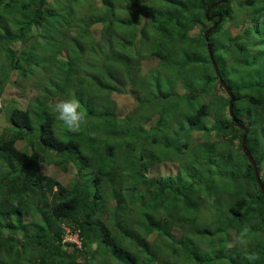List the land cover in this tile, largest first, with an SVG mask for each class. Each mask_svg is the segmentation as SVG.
Returning <instances> with one entry per match:
<instances>
[{
	"label": "trees",
	"instance_id": "obj_1",
	"mask_svg": "<svg viewBox=\"0 0 264 264\" xmlns=\"http://www.w3.org/2000/svg\"><path fill=\"white\" fill-rule=\"evenodd\" d=\"M216 1L0 0V264H264V198L219 79L264 186V0L214 8L222 19L206 39ZM60 13L70 29L56 26ZM42 29L45 47L65 51L48 65L28 49ZM97 50L104 70L82 79ZM146 58L157 64L142 73ZM8 84L28 103L6 104ZM129 86L135 104L120 117L112 94ZM69 95L85 117L79 133L54 112ZM42 164L75 175L63 185ZM245 226L247 247L237 243Z\"/></svg>",
	"mask_w": 264,
	"mask_h": 264
},
{
	"label": "rangeland",
	"instance_id": "obj_2",
	"mask_svg": "<svg viewBox=\"0 0 264 264\" xmlns=\"http://www.w3.org/2000/svg\"><path fill=\"white\" fill-rule=\"evenodd\" d=\"M83 1L86 3V0H83ZM62 3L64 5L66 2L63 1ZM239 6H241L240 1L238 3H235V1H234L232 3V6H230V7H232V12H235V10L237 8H239ZM241 8H239V9H241ZM242 10L246 12L245 7H243ZM85 12H93V9H92V7H90V4L85 5V7L77 6L75 8V13L77 15V19L75 20V24H77V23L82 24V22L79 21V20L82 18V14L85 13ZM263 16L264 15H261L262 18H263ZM236 19H238V17ZM239 19L242 20L241 17H239ZM55 22H56V26L58 28H63V30L66 29V27L68 29H70L72 27V26L68 25L70 23V21L67 19V17L65 16L64 13H60V17L55 18ZM236 23H237V27L232 25L234 33H238L241 30L239 28V24H241L242 21H241V23H238V22H236ZM46 25H47V23L43 24L42 26H46ZM65 25H66V27H65ZM204 25L208 27V23H205ZM114 27H116L119 31H121V28L119 27L118 23H115ZM45 29H42V30L39 31V35L37 36V38H38L37 42L35 41L31 45V47L30 46L28 47V49H29V51L30 50L38 51L39 52V56L37 57V60L39 62L47 60L48 62L46 63V65H48V63H50V60H51V62H54L55 59L59 58V56L64 55L65 51L62 50L61 53H59V55H58L57 51H55L56 49L53 47V43H48V46L45 47L44 40L47 37V35L45 34ZM100 29H101V25L100 24L99 25H95V26L92 27V31L94 32V34L97 37H99ZM200 30L201 29L199 27H197V28L194 29V32H200ZM76 31H77V29L75 28L73 30H69L67 33L72 37V36L75 35ZM50 39H52V38L50 37ZM63 40L65 41V39H63ZM98 47L101 48V49H105L106 46H105L104 43L101 42V43L98 44ZM129 48H130V50H132L131 47H129ZM3 53L4 52L1 50V47H0V67L1 68L2 67H6V62L4 60V54ZM80 57H82V55H79V58ZM104 61H105L104 53L99 51V50H97L90 57V59L81 61L82 62L81 64L84 66V70L82 72V79H84L86 77H87L86 79H88L89 76L90 77L91 76H99L101 71L104 70V69H100L102 64L104 63ZM97 62H99V65H95V64H97ZM155 64H157V59L146 58L145 60H143V62H142V73L145 72L147 69H149L151 66H154ZM178 64H181V62H178ZM89 67H91V71L90 72L88 71ZM173 67H174V65H173ZM41 77L44 78L43 75H40V77L38 78L39 81L42 80ZM49 79L51 80V77ZM71 92H72V89L70 90V94H71ZM181 92H182V90L180 88H176L175 94L178 95ZM21 95L22 94L18 91L17 88H15V87L11 86L10 84H8L5 87V92L2 95L1 99L2 100L4 99V102L6 101L5 103L7 104L8 101L10 100V98L12 96H15V97H18V98L21 99V102H19L21 105H22V103L27 104L28 100L27 99H25V100L22 99ZM25 95H26V97H28V96L30 97L32 95V93H28V92L25 91ZM48 95H50L48 98H51V94H48ZM133 96L136 97V94L132 91L131 86H129L128 89L122 94H118V93L112 94L113 99L116 101L118 116L124 117L131 110V108L135 104V102H134L135 100H134ZM69 99H72L71 95H69ZM44 101L45 100L43 99V102ZM202 101H203V103H205L204 97L202 98ZM0 102H1L0 105H3V101L0 100ZM46 102H47V100H46ZM58 102H60V100H57L56 103H58ZM29 103H30V100H29ZM244 103H246V102L245 101L240 102V103L237 102L239 107H242L244 105ZM227 109H228V102H227ZM249 110H252V108L250 107ZM209 116L211 118V115H209ZM210 118H207L206 122L210 123L211 122ZM4 120H5L4 119V112H1L0 113V126L4 124ZM153 120H154V118H151V122H153ZM149 124L150 123H148V124L146 123V126L148 127ZM20 145H24V143L22 141L18 142L17 143V147H19ZM169 165H172V164L171 163L162 164L160 166V168H156L155 170L156 171L157 170L168 171V169L171 168V167H169ZM40 170L44 174L57 179L63 185L67 184L70 181V179L75 175V171L73 169H70L67 173H64V172L60 171L59 169H57L53 164H50V165L42 164Z\"/></svg>",
	"mask_w": 264,
	"mask_h": 264
},
{
	"label": "clouds",
	"instance_id": "obj_3",
	"mask_svg": "<svg viewBox=\"0 0 264 264\" xmlns=\"http://www.w3.org/2000/svg\"><path fill=\"white\" fill-rule=\"evenodd\" d=\"M220 1V0H219ZM218 2V1H216ZM214 2V3H216ZM225 3V2H223ZM213 4V3H212ZM222 4V3H221ZM211 5V4H210ZM220 5V4H219ZM218 5V6H219ZM218 6L214 7V8H217ZM208 7V6H207ZM206 7V9H207ZM212 8V9H214ZM205 9V11H206ZM211 9V10H212ZM210 10V11H211ZM209 11V12H210ZM242 12V11H241ZM241 12H238L237 14L241 13ZM219 15V14H218ZM240 15V14H239ZM262 15V14H261ZM243 17H241L242 20H247L246 16L247 14H243L242 15ZM208 17H211L209 16L208 14ZM206 18V17H205ZM217 21H218V18L216 17ZM221 19H222V16H221ZM210 21V20H209ZM237 22V19L235 21V23ZM243 22V21H242ZM233 25L237 26V23ZM212 27V26H211ZM210 27V28H211ZM209 28V29H210ZM208 30V29H207ZM206 30V31H207ZM205 31V32H206ZM205 34V33H204ZM214 56V55H213ZM80 108H81V105L79 103L78 100L76 99H70V100H62L58 103H56L54 105V112L57 114V119L59 121H61L65 126L66 128L73 132V133H79L81 131V126L82 124L84 123L85 121V117H84V114L80 111ZM249 229L247 226H245L242 231L240 232L239 236L237 237V243L241 246H244V247H247L249 241L247 239H245L246 237V234L248 233ZM255 256L254 255H250L248 257L249 260H252L254 259Z\"/></svg>",
	"mask_w": 264,
	"mask_h": 264
},
{
	"label": "water",
	"instance_id": "obj_4",
	"mask_svg": "<svg viewBox=\"0 0 264 264\" xmlns=\"http://www.w3.org/2000/svg\"><path fill=\"white\" fill-rule=\"evenodd\" d=\"M226 1L227 0H220V1L216 2V3H213V4L209 5L207 7L206 11H205L206 20L209 21V20L212 19V17H215V18L217 17L218 18L217 24H219L220 21H221V15H215V16H212V17H208V14H209V11L212 8L218 6L219 4H221L223 2H226ZM217 24L213 25L210 29H208L205 32L204 37L206 39H207L208 35L212 32V30H214L216 28ZM207 49H208L209 58H210V60L212 62L213 68H214L216 74L217 75H220L219 74L218 67H217V64L215 62V59H214V56H213V53H212V50H211L209 44L207 45ZM219 79H220V83H221L222 87L225 89V91L227 92L228 97H229V103H228L229 116L234 121V123L237 125V127L242 131L241 147H242L243 151L245 152V155L248 157V159H249V161H250V163H251V165L253 167L254 176L256 178V181H257V183L259 185V188H260V190L262 192V195H263V198H264V186H263V184H262V182L260 180L259 172L257 170V167H256V164L254 162L253 156L251 155V153L249 152V150L247 149V146H246V142H247V132H248V130H247V128L243 124L239 123L235 119L234 114H233L234 96H233L232 92L227 88L226 84L223 82V80L221 79V77H219Z\"/></svg>",
	"mask_w": 264,
	"mask_h": 264
},
{
	"label": "flooded vegetation",
	"instance_id": "obj_5",
	"mask_svg": "<svg viewBox=\"0 0 264 264\" xmlns=\"http://www.w3.org/2000/svg\"><path fill=\"white\" fill-rule=\"evenodd\" d=\"M217 9V8H216ZM213 10V13H211V15L209 14V16H215V15H218L219 13H217V12H215V10L214 9H212ZM211 10V11H212ZM220 15V14H219ZM215 24H217V19L215 18V17H212V19L209 21V26H208V28L209 27H211V26H213V25H215ZM218 25V24H217Z\"/></svg>",
	"mask_w": 264,
	"mask_h": 264
},
{
	"label": "built area",
	"instance_id": "obj_6",
	"mask_svg": "<svg viewBox=\"0 0 264 264\" xmlns=\"http://www.w3.org/2000/svg\"><path fill=\"white\" fill-rule=\"evenodd\" d=\"M66 240L73 241V240H75V237L72 238V237H70V236H67V237H66Z\"/></svg>",
	"mask_w": 264,
	"mask_h": 264
}]
</instances>
